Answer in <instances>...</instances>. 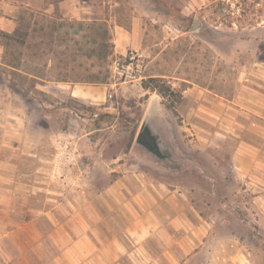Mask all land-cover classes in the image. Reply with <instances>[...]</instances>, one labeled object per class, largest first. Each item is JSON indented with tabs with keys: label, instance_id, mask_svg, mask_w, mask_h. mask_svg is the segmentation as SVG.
<instances>
[{
	"label": "rangeland",
	"instance_id": "374dc122",
	"mask_svg": "<svg viewBox=\"0 0 264 264\" xmlns=\"http://www.w3.org/2000/svg\"><path fill=\"white\" fill-rule=\"evenodd\" d=\"M98 1L96 19L90 15V21H59L58 16L43 20L44 30L35 33V40L25 38L33 49L45 48L43 56L31 54L33 49L19 42L23 35L10 41L1 38L2 63L14 70L0 66V114L9 108L18 119L2 117L0 127L19 133L25 125L26 138L29 125L43 127L46 138L37 157L41 154L42 161L51 162L63 203L71 201L72 193H99L115 183L130 193V203L136 192L144 191L158 202L154 206L160 209L161 241L170 232L166 217L177 211L183 216L186 207L190 211L186 219L197 226L206 222V237L219 239V253L240 249L264 263V161H251L246 150L236 161L231 159L241 145L261 146L264 151L248 113L249 80L255 73L256 79H264V0L254 7L260 23L244 29L228 26L224 16H213L219 0ZM221 1L238 15L235 5L241 0ZM27 19L24 15L20 34ZM194 21L199 23L196 30ZM115 27H134L143 43L141 51L127 52L141 55L143 68L138 80L123 88L114 85L124 82L110 69L112 61L122 57L114 55V48L105 59L95 54L104 31L110 40L102 51L113 45ZM44 65H49V78L66 71L82 86L91 85L85 77L107 74L108 85L115 88L109 89L102 106L48 101V112L40 117L30 109L26 88L32 85L24 73L45 74ZM148 78L163 79L171 88L175 114L167 100L141 87ZM143 123L155 133L166 159L159 160L136 144ZM60 138L67 142L69 155L60 154L55 144ZM12 143L17 148L29 144ZM3 148L4 158L38 161L21 154L22 148L15 150L16 155ZM150 199L145 197L144 204L150 206Z\"/></svg>",
	"mask_w": 264,
	"mask_h": 264
},
{
	"label": "crops",
	"instance_id": "0c3cea01",
	"mask_svg": "<svg viewBox=\"0 0 264 264\" xmlns=\"http://www.w3.org/2000/svg\"><path fill=\"white\" fill-rule=\"evenodd\" d=\"M24 15L31 22L27 38L35 40L43 20L58 16L59 21L63 18L90 21L93 12L91 5L81 0H0V34L13 35ZM34 27L38 29L32 33ZM25 45L29 50L34 47ZM113 45L114 55L120 57L128 50L143 49L142 37L134 27L130 30L115 27ZM45 52V48L37 46L31 54L43 56ZM4 53L5 44L0 37V66L12 69L2 63ZM43 68L45 74L24 73L32 85L26 88L30 109L38 111L40 117L48 112V101L72 100L99 107L105 103L110 88L114 89V85L123 88L129 83L82 86L72 81L68 72L49 78L46 74L49 65ZM256 75L249 80L248 113L255 120V136L264 142V79H256ZM12 112L9 108L2 109L0 126L2 117L18 119ZM24 126L20 128L23 130ZM22 130L19 133L24 139L10 127H0V264H264L242 254L240 249L219 253V239L206 237V222L197 226L186 219V213L190 214L186 207L185 215L177 211L176 215L166 217L170 232L161 241L160 209L154 206L158 202L154 195L147 192L145 195L144 191L136 192L135 201L130 203L127 201L130 193L117 189L119 184L115 183L99 193L94 190L72 193L71 201L63 203V191L58 181L52 179L51 162L42 161L41 154L37 157L42 139L46 138L43 127L38 123L29 125L27 138ZM4 135L8 137L5 139ZM12 141L29 143L23 144L20 152L37 157L38 161L1 156L3 146L16 155L15 150L20 148ZM245 150L251 161H264L261 146L253 145L236 148L231 159L236 161ZM145 197L151 198L150 206L144 204Z\"/></svg>",
	"mask_w": 264,
	"mask_h": 264
},
{
	"label": "trees",
	"instance_id": "16d2710c",
	"mask_svg": "<svg viewBox=\"0 0 264 264\" xmlns=\"http://www.w3.org/2000/svg\"><path fill=\"white\" fill-rule=\"evenodd\" d=\"M82 2H85L89 5H91L92 8V12H93V19L95 18V13L98 12L100 10V1L98 0H81ZM260 2V0H241L240 3H237L235 6L238 8L239 13L238 15H235V12L231 11L230 5L229 4H225V1H217L216 4H214L213 1V6L215 7L212 11V14L214 17H217V15H219V18H227V23L228 26H236L238 29H244L247 27H252L257 25L258 22L257 21V16L254 15V13L256 12L254 10V7L256 5H258ZM98 10V11H97ZM246 12H250V14H252L250 16V14L246 13ZM260 14L263 12L261 9L260 11H258ZM225 18H224V17ZM24 20V19H23ZM31 28V22L28 21V23H26V25L24 26V31L20 34V26L19 28L16 30V32L13 35H5V34H0V37L2 39H5L7 41L10 40H14V38H17L16 36L19 37V35H23L22 39H19V42L21 44H25V38L28 37L29 35V30ZM38 29V28H37ZM35 27L32 28V33L36 32L37 30ZM39 30H44V26L41 23V26H39ZM21 37V36H20ZM110 40V37H107V32H103L101 34V42L98 45V50H96L95 54L96 57L98 59H105L107 57L112 56L113 54V45H110V49L108 51H102L103 49V44L108 43ZM66 71H63L61 73H59L57 76H63L65 74ZM85 80H88V83L91 84H108L109 82V76L106 74L105 76H96V77H92V76H88L84 78ZM141 87L144 90H149V91H153L158 93L162 98H164L165 100H167L168 102V108L173 112V114H175L174 111V100L173 98L175 97V95L173 94V92L171 91V88L166 86L163 82V79L160 78H148L146 80H142L141 81Z\"/></svg>",
	"mask_w": 264,
	"mask_h": 264
},
{
	"label": "built area",
	"instance_id": "2783aa9c",
	"mask_svg": "<svg viewBox=\"0 0 264 264\" xmlns=\"http://www.w3.org/2000/svg\"><path fill=\"white\" fill-rule=\"evenodd\" d=\"M143 62L141 55L129 53L122 58L114 59L110 69L113 77L122 82H131L138 80V74L142 71ZM56 146L60 149L61 155H69V147L64 139L60 138L55 141Z\"/></svg>",
	"mask_w": 264,
	"mask_h": 264
},
{
	"label": "water",
	"instance_id": "95a60500",
	"mask_svg": "<svg viewBox=\"0 0 264 264\" xmlns=\"http://www.w3.org/2000/svg\"><path fill=\"white\" fill-rule=\"evenodd\" d=\"M198 27L199 23L194 21L193 30H196ZM136 144L144 148L148 153L152 154L157 159H166V155H164L161 151L158 138L146 123H143L139 129L136 137Z\"/></svg>",
	"mask_w": 264,
	"mask_h": 264
}]
</instances>
